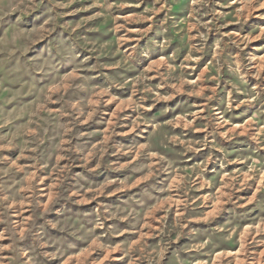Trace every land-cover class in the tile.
<instances>
[{
  "label": "clouds",
  "instance_id": "clouds-1",
  "mask_svg": "<svg viewBox=\"0 0 264 264\" xmlns=\"http://www.w3.org/2000/svg\"><path fill=\"white\" fill-rule=\"evenodd\" d=\"M139 2L144 3V0ZM150 2L151 7L145 8L138 19L147 20L163 12V17L149 24L138 38L153 32L150 42L121 52L119 49L131 37L128 21L116 23V12L123 7L119 0H92L91 6L101 9L97 16L113 22V28L106 31H123L122 36L107 43L77 31L79 25L64 19L68 15L63 11L68 6L65 0H0V129L22 116L27 117L14 126L15 131L0 132V224L3 225L0 240L10 242L0 244V264H65L67 261L83 264L74 255L83 245H88L89 251H115L118 247L123 253L121 259L127 258L126 264H194L185 257L186 252L207 255L211 264L212 254L219 247L237 243L241 244L243 260L258 264L256 256L248 249L264 246V206H261L264 196L254 197L256 207L260 208L261 214L256 219L261 221L259 232L262 235L257 239L252 232L239 240L243 217L246 211L252 210L244 209L247 201L239 197L237 191L242 179L258 178L264 173V156H260L247 173L237 170L221 184L218 177L233 161L227 150H220L222 155L219 156L212 151L219 148L217 138L231 140L233 135L241 134L230 126L227 132L223 131L229 124L230 117L225 119V115L231 107L212 106L225 103L221 93L230 92L235 97L228 101L230 105L255 102L264 107V77L257 74V82L250 79L254 68H264V59L245 51L250 40L257 37L221 31L224 25L219 22L231 21L209 7L211 0ZM191 4L197 7L180 20L173 7L186 9ZM239 5L230 15L237 22L246 23L253 12L264 8V0H239ZM205 16H210L211 20L204 22ZM213 30L216 38L211 43L209 34ZM185 49L188 56L182 59ZM157 56L163 59L152 63ZM193 56L212 59L207 74L193 78L194 74L187 71V61ZM102 57H111L113 62L106 63ZM145 65L158 77V84L143 70ZM106 69L120 71L109 74ZM96 76L103 80H97ZM130 76L135 79L129 80ZM126 86L131 88V98L122 108H130L131 113L122 117L117 111L111 114V120L105 121L104 106L109 100L119 103L113 91ZM192 96L199 97L201 103L193 105L186 99ZM18 97H27L30 102ZM164 100H172L173 105H161L157 109L159 115L146 110V105L157 108ZM12 101H17V105L9 107ZM197 108L204 109V114L200 115ZM177 109L182 112L179 119H169ZM261 116L264 111L252 117L244 128L245 134L249 128L264 125ZM91 120L107 122V129L100 133L81 129V125ZM118 128L132 130L134 135L119 142L114 139L120 135ZM197 128L204 133L203 137L189 139L188 133ZM260 131L264 132V127ZM93 136L103 139L93 143ZM249 139L258 147H264V135L253 134ZM205 148L209 152L203 164H194L187 170L178 167L184 164L189 153ZM6 149H16L20 157L27 156L31 164L18 163L20 157L17 161L10 160L4 155ZM256 155L259 156V152ZM125 156L127 162L120 163V158ZM108 157H116V160L110 161ZM241 159L251 160L252 157ZM62 160L66 162L61 164ZM93 160L96 161L94 167L90 166ZM216 161H219L220 172L215 173L211 181L206 180L208 165L211 163L215 168ZM53 164L56 167L53 168ZM102 166L113 171L128 168L130 174L123 186L142 184L143 187L119 198V207L111 206L116 201L101 203L97 197L119 191L121 187L118 183L111 189L112 181L99 186L91 183L88 174ZM181 172L183 184L174 183L169 188L166 181ZM45 179L51 181V187L45 184L42 189ZM217 185L219 193L213 190L207 197L195 194L201 186L215 189ZM259 191L264 193V184ZM164 196H174L179 201V215H171L172 210L167 207L173 200H164L165 206L161 207ZM89 200H97L95 211L77 207ZM213 201H219L214 208ZM13 204L29 206L13 207ZM209 209L213 214L225 213L224 219L229 222L223 225V230L210 222ZM25 211L29 213L27 217L23 215ZM157 212H163V216L158 230L153 231ZM193 217L204 218L209 223L189 226ZM120 220L127 221L128 230L140 239L135 242L126 239L115 247L101 243L97 229H105L103 236L111 241L112 237L122 234ZM148 235L156 239L148 241L145 238ZM182 238L190 244H182ZM206 246L209 251L205 253ZM88 264L99 262L90 260ZM227 264L232 262L227 261Z\"/></svg>",
  "mask_w": 264,
  "mask_h": 264
},
{
  "label": "rangeland",
  "instance_id": "rangeland-1",
  "mask_svg": "<svg viewBox=\"0 0 264 264\" xmlns=\"http://www.w3.org/2000/svg\"><path fill=\"white\" fill-rule=\"evenodd\" d=\"M66 4L68 5L65 9H63L64 12H66L68 15L64 17L65 20H68L74 24L79 25V28H77V31L86 33L89 37L95 38L102 43H107L109 40H115L119 36L123 35V31H106L107 29L113 28V22L111 19H108L107 21L102 16H97V13L101 11V9L98 6H91L92 0H65ZM120 3L123 4V7L118 9L116 12L117 20L116 23H124L125 21H128L127 23V29H128V36L131 37V39H127L125 43L121 46L119 49L121 52H123L126 48H131L133 46L137 45H144L146 41L150 42L149 38L153 36V32H149L146 36H144L142 39H138L143 32V30L149 25L153 24L154 20H158L163 17V12H159L156 14L155 17H152L147 20L138 19V17L141 16L143 13V10L145 8L151 7L150 0H144V3H140L139 0H119ZM190 3V0H188ZM159 6V5H158ZM239 0H211L209 7H214L217 14H224L226 19L231 21L229 23H225V21L221 20L219 23L223 24L224 26L221 28V31L225 33H232L235 35H239L241 37L245 36H252L255 35L257 38L251 39L250 42L247 44V48H245V51H252V53L256 56H259L260 58L264 59V34H261V32H264V8H258L255 12L252 13L251 16H249L246 23H239L236 21L234 17H232L230 14L235 11L239 7ZM197 6L194 4H191L189 8L181 9L178 6L173 7L174 13L178 14V17L180 20L185 19L191 10L193 8H196ZM203 11V9H201ZM211 20L210 16L204 17V22H207ZM193 34H195V28L192 29ZM215 30H213L209 34V41L211 43L215 42ZM195 43V41H193ZM175 43V42H174ZM168 54H171L169 52ZM188 56L187 50H183L182 53V59H186ZM106 63H112L113 58L111 57H102L101 58ZM159 59L162 60L163 56H157L154 58L152 63H155V60ZM179 63V61L177 62ZM189 67L187 68V71L194 74L193 78H198L201 73L207 74L210 71V68L212 66V59L210 57H204V56H193L190 61H187ZM144 71H147L150 76L153 77V83H159L158 77L155 76V73L151 70V68L148 65H145ZM106 71L109 74H113L116 72H119V69H106ZM161 71L163 69L161 68ZM253 75L250 77V79L253 82L258 81V75L259 77H264V68H261L257 66L253 70ZM139 73H137L138 75ZM258 74V75H257ZM97 80L102 81L103 78L100 76H96ZM135 79V76H130L129 80ZM211 83V81H209ZM131 87H136V85H132ZM163 91V89H161ZM123 93V94H122ZM102 94V93H101ZM113 95L117 96L119 98V103H116L114 100H109V103L104 106V112H105V121H109L112 119L111 114H115L117 111L120 112V115L122 117H126L131 113V109H123L122 105L124 102L131 98V88L127 87L122 89H116L113 91ZM221 97L224 99L225 103L223 105H217L214 103L213 107H220V108H227L231 107V111L225 115V119H229V124L225 126L223 131L227 132L229 126L233 129H235L236 132H240L241 134L239 136L233 135V138L231 140L223 139L222 137L217 138V144L219 145L218 149H213L212 151L216 153L217 156L222 155V152L220 150H227L230 153V159L233 161L232 164L228 165L224 170L223 173L218 177L221 184H223L227 178L232 175L233 173H236L237 170L243 171L247 173L255 164V162L260 159V156H264V147H258L256 145V142L254 140H250V135H264V132L260 131V128L264 127V125H258L254 126L252 128L247 129V134L244 133V128L249 124V122L252 120V117L257 114L258 111H264V107L260 105H255V102L253 104H245L241 102L239 106H236L235 104H229L228 101L230 99H235V97L232 96V94L229 92L227 94H220ZM18 100H24L25 102H30L27 97H18ZM193 105L201 103L199 97H186ZM241 101H243V97L240 98ZM17 101H12L11 106H16ZM163 105L165 107H171L173 105L172 100H164L160 101L157 104V108H150L146 105V110L149 112L156 113L159 115V112H157V109L160 108V106ZM22 107L23 105H19ZM196 111L200 114H204V109L197 108ZM182 115V112L177 109L175 111L174 115H170L169 119H179V117ZM27 117H20L18 120L12 121L10 124L6 125L4 128L0 129V132H3L4 134H7L9 131H15L14 126H18L21 121H26ZM260 119L264 121V116H261ZM189 120L191 118L189 117ZM124 123H128L127 120L123 121ZM132 123L135 122L134 118L131 121ZM107 122L104 123H96L95 120L88 121L87 123L81 125V129L100 133L107 129ZM184 131H188L187 128L184 129ZM117 132L120 133V135L114 137L115 140L119 142H124L129 140V138L134 135V132L129 129H117ZM204 133L199 129H195L194 131H191L188 133L189 139H200L202 138ZM93 143H99L101 139H103L102 136H93L92 138ZM48 144V141H45V146ZM209 152V149L205 148L200 151H197L195 154L189 153L188 157L185 158V162L183 165L178 167H183L185 170L191 168L194 164H203L204 160L207 159V153ZM259 152V156L256 155V153ZM4 155L8 156L10 160L17 161V158L20 157V153L16 149H6L4 150ZM252 157L251 160H243L241 157ZM110 161H115L116 157H108L107 158ZM128 157H122L120 158V163H126ZM215 159V157H214ZM66 161H61V164L65 163ZM18 163L20 164H31V161L25 157H20L18 160ZM96 161L93 160L90 162V166H95ZM52 167H56L55 164L52 165ZM79 170V168H78ZM220 172L219 167V161H216V167L213 168V165L210 163L208 165V169L206 170L205 179L211 181L212 176L215 175V173ZM130 174V170L128 168H122L119 171H113L111 168L106 167H100L96 168L94 172L89 173V177L91 180V183L99 186L105 181H112V184L110 185L111 189H115L117 187V184H120V190L119 191H110L108 195L104 196L101 195L97 197V200H99L101 203L108 204L111 201H116L115 204H112V207H119L120 206V199L127 196L128 193L135 192L138 190V188L143 187L142 184L140 185H133L131 187H124L123 181L125 180L126 176ZM35 175H39V173H36ZM167 175V174H164ZM184 181V174L181 172L179 175H173L170 180L166 181V184L169 188L172 187V184L179 183L183 184ZM147 183V182H146ZM47 184L49 187H51V181L45 179L43 183L41 184V188H44V185ZM252 185V188L245 187L244 185ZM264 184V173H261L260 176L257 178L256 176H252L248 179H242L240 181V187L237 191V195L243 200L247 201V203L244 204L245 210H252V211H246L244 217H243V223L241 225V232L239 236V240H243L244 236L246 234H251L252 232L256 233V238L259 239L262 235L259 232L260 227L262 226L261 221L259 219H256L257 216H259L260 208L256 207L257 200L254 199V197H261L264 196V193H261L259 191L261 185ZM215 191L219 193L220 186L217 185L215 189L212 187H204L201 186L196 189V196H204L207 197L210 191ZM178 191V189H177ZM173 200L174 203H170L167 205L172 211L171 215H179L180 213L177 211V206L179 204V201L176 200V198L164 196L161 198V207H164L163 204L164 200ZM97 200H89L84 204L77 205V207L82 209H89L92 211H95L97 208ZM213 208L216 206L219 201H213ZM28 207L29 205H16L13 204V207ZM264 206V202H262V205ZM227 207V205H225ZM254 209V210H253ZM23 215L27 217L29 215L28 212H24ZM208 215L212 216L211 223L215 227H220L221 230H223V225L228 223L229 221L224 219L225 213L221 211L219 214H213V210H208ZM157 219L155 223L153 224V231L158 230L161 220L160 217L163 216V212H157L156 213ZM14 219L18 217H13ZM255 219V223H253V220ZM217 221L219 223L217 224ZM108 223H113V221H109ZM119 225L122 228V234L118 236H114L111 238V241H109V238L106 236H103V233L105 229H97V234L101 235V243H111L113 247L118 245L119 243L125 241L126 239L130 242H135L136 240L140 239L139 236H137L134 232H131L127 228V221L120 220ZM209 221H206L204 218L201 217H193L189 220V226L196 225H207ZM107 227V225L105 226ZM3 231V225L0 224V232ZM147 232V229L144 230ZM148 241H152L156 239V237L148 235L145 237ZM249 238H251L249 236ZM10 243L8 240H0V244L7 245ZM182 244H190V241H186L185 238L181 239ZM209 248L206 246L203 252H208ZM248 251L253 255L256 256L258 264H264V246H256L252 247L249 246ZM7 254V253H5ZM76 257L80 258V260L83 261V264H88L90 260H97L99 264H126V259H121L123 253L120 251L118 247H116L115 251H105L102 249H98L96 251H89L88 245H83L79 248V251L74 254ZM187 259L190 261H194V264H208V256L207 255H201L196 252L191 253H185L184 254ZM243 260V255L241 253V244L237 243L236 245L232 244H226L219 247L211 257V264H227V261H231L232 264H241V261ZM52 264H56V262H52ZM65 264H72L71 261L65 262ZM243 264H248V261L243 260Z\"/></svg>",
  "mask_w": 264,
  "mask_h": 264
}]
</instances>
